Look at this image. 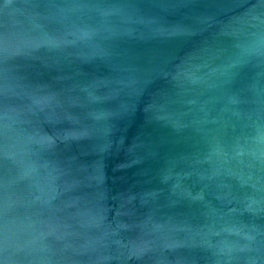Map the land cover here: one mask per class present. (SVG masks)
Instances as JSON below:
<instances>
[{
  "label": "water",
  "instance_id": "95a60500",
  "mask_svg": "<svg viewBox=\"0 0 264 264\" xmlns=\"http://www.w3.org/2000/svg\"><path fill=\"white\" fill-rule=\"evenodd\" d=\"M0 264H264V0H0Z\"/></svg>",
  "mask_w": 264,
  "mask_h": 264
}]
</instances>
